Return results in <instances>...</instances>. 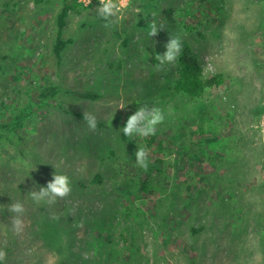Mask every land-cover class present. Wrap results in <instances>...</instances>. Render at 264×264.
Masks as SVG:
<instances>
[{
	"label": "rangeland",
	"instance_id": "374dc122",
	"mask_svg": "<svg viewBox=\"0 0 264 264\" xmlns=\"http://www.w3.org/2000/svg\"><path fill=\"white\" fill-rule=\"evenodd\" d=\"M146 2L128 0L120 23L105 28L95 11L99 0L87 7L78 0L64 32L72 42L59 61L54 47L63 0H0L6 263L65 264L71 254L72 264H264V0H164L177 8L174 24L156 9L143 11ZM152 13L166 26L154 38L146 28ZM183 22L196 29L185 30ZM170 33L187 39L206 76L220 73L226 86L185 105L182 116L166 115L158 126L163 154L154 159L148 149L156 166L147 189L119 187L124 176L117 180L110 170L100 192H83L71 177L66 200L37 205L27 193L46 186L56 169L91 180L102 168L100 153L113 157L121 146L108 126L126 121L148 97L158 100L156 83L176 66L154 70ZM55 85L54 94L41 95ZM87 91L98 97H83ZM84 111L106 128L89 130ZM22 112V122L9 127ZM145 141L135 138L133 152ZM66 152L74 154L70 170ZM15 201L26 209L20 235L7 210Z\"/></svg>",
	"mask_w": 264,
	"mask_h": 264
},
{
	"label": "trees",
	"instance_id": "16d2710c",
	"mask_svg": "<svg viewBox=\"0 0 264 264\" xmlns=\"http://www.w3.org/2000/svg\"><path fill=\"white\" fill-rule=\"evenodd\" d=\"M38 3L42 2V0H37ZM78 0H63V4L60 12L57 15L56 22L58 24V32H57V42L54 47L55 54L58 57L59 61L62 58L63 51L67 47V45L72 42L71 38H66L64 36L65 29L68 25V17L70 15V11L72 8L77 6ZM164 0H158L154 2V0H149V2L144 3L143 11L145 9L153 10L156 9L160 11L161 15L164 16V19L168 21L170 24L177 23V18L175 17L176 7L173 4H166L163 2ZM183 27L185 30L196 29L194 24H188L183 22ZM182 52L179 56L176 66L173 72L170 75H166L162 80L156 83V88H158L159 95L158 97H148L146 100V104L149 106L156 105L165 110L166 115L168 116H182L184 115L185 107H190L194 103L206 100L207 96L215 94L219 89L226 86V80L224 76L220 73L214 74L212 76H206L204 67L199 59V57L195 54L191 43L187 39H182ZM58 86H48L46 89L42 90L41 95L46 96L48 94H54ZM83 97L86 98H95L98 97V94L93 91H87L81 93ZM145 101V100H144ZM186 105V106H185ZM26 113L22 112L16 115L13 121L8 124L9 127L12 128L13 125H17L22 122ZM126 123V121L120 123L119 125H111L108 126L110 129V136L114 140H118L121 142V146L119 150H113V157L116 159V163H119V167L114 171L110 166H112L113 157L111 155H103L100 153L99 155V164L101 165V169L94 174L91 180H87L86 177L77 176L72 172L70 177L73 178L74 183L79 189L82 191H95L100 192L107 182L105 177L108 171L112 172V177L122 180L120 182L117 181V184L121 188L126 189H139L146 190L147 186L151 182L153 169L156 166V162H152L150 160L149 167L147 171L135 166V152H133V148H135V140H130L128 137L124 136L121 128ZM98 126L100 128H106L104 123L98 122ZM144 146H146L153 154L154 159L156 157H160L163 153L162 150L164 148V139L160 131L158 130L156 135L148 137L145 139ZM90 149L93 148L90 146ZM122 151H127V156L124 159L119 158L121 156ZM63 156L64 163H66V169H73L72 163L70 161L71 157L74 154L66 152ZM108 157V158H107ZM158 159V158H157ZM112 160V161H111ZM126 175V176H125ZM136 182L137 184H134ZM196 232L197 229L193 227ZM48 233V232H46ZM45 233V234H46ZM46 236H48L46 234ZM48 243L52 244L53 239L52 236H48ZM67 252L70 248L69 244L67 247ZM65 264H72L73 256L71 254H65ZM0 264H8L5 261H0ZM128 264H132V262H128Z\"/></svg>",
	"mask_w": 264,
	"mask_h": 264
},
{
	"label": "clouds",
	"instance_id": "9594fccd",
	"mask_svg": "<svg viewBox=\"0 0 264 264\" xmlns=\"http://www.w3.org/2000/svg\"><path fill=\"white\" fill-rule=\"evenodd\" d=\"M80 2L87 7L92 3V0H80ZM127 4L128 0H99L95 11L98 17L105 22L104 27L112 28L120 23L121 13ZM151 15L152 19L148 20L146 28L148 29L147 35L154 38L166 26L162 23H157L155 13ZM182 48L181 36L170 33V37L165 44L166 50L163 53L157 52L155 54L154 59L157 63L154 65V70L160 72L168 65L174 66L181 55ZM165 120L166 113L164 109L156 105H140L136 111L128 116L121 130L124 136L130 140H135V138L146 139L156 135L158 126L163 124ZM83 121L89 130L95 131L97 129L98 119L95 114L84 111ZM149 155L148 148L138 144V150L135 152V166L147 171L150 163ZM71 193V177L56 169L53 173V178L47 182L46 186H40L38 189L34 186L27 194L37 205L43 204L51 207L56 205L58 201L66 200ZM7 210L12 214L10 219L14 234H22L26 227L23 219L26 212L24 204L20 201L12 202L7 207ZM52 218L58 220L60 217L54 215ZM6 259V251L0 249V261H6Z\"/></svg>",
	"mask_w": 264,
	"mask_h": 264
}]
</instances>
